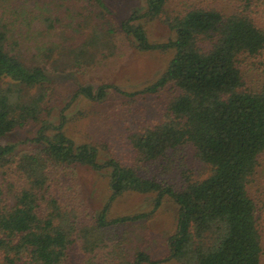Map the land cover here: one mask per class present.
Here are the masks:
<instances>
[{
    "label": "trees",
    "instance_id": "obj_1",
    "mask_svg": "<svg viewBox=\"0 0 264 264\" xmlns=\"http://www.w3.org/2000/svg\"><path fill=\"white\" fill-rule=\"evenodd\" d=\"M75 1L82 3L89 26L72 57L73 66L82 67L92 63L93 51L113 47L116 31L102 0ZM174 1L144 0L145 14L133 13L120 31L142 51L173 53L156 82L123 94H156L169 83L181 91L161 122L130 138L145 164L182 146L194 148L209 175L180 189L116 159L101 162L97 147L65 134L64 114L58 125L50 122L49 98L58 95L52 76L14 52L12 27L0 20V137L30 123L39 127L31 147H0V264H153L143 250L131 254L120 229L150 219L167 197L179 214L164 262L264 264V203L251 195L264 158V83L252 86L242 69L254 59L253 67L264 74V0H184L177 8ZM142 18L160 20L175 39L150 43L143 26L135 24ZM108 88L122 93L112 85L84 86L74 98L100 102ZM81 166L110 179V199L95 218L79 216L57 190ZM128 193L155 196L152 212L111 217V203ZM74 251L82 253L79 263L71 260Z\"/></svg>",
    "mask_w": 264,
    "mask_h": 264
},
{
    "label": "rangeland",
    "instance_id": "obj_2",
    "mask_svg": "<svg viewBox=\"0 0 264 264\" xmlns=\"http://www.w3.org/2000/svg\"><path fill=\"white\" fill-rule=\"evenodd\" d=\"M102 1L107 8L106 16L116 31L113 47L101 46L100 51H93V58H88L93 59L91 64L74 67L73 52L83 45L89 30L82 3L75 0H0V20L12 27L10 44L14 52L29 65L44 66L52 76V88L59 96L50 90L54 96L49 98L52 109L49 121L58 125L59 117L64 114L65 134L77 144L97 147L101 162L116 159L122 165L135 167L139 174L174 185L176 189L188 181L202 180L209 175V169L196 158L191 145L172 150L166 158L152 164H145L136 156L130 138L145 127L161 122L167 107L181 91L174 83H169L156 94L131 98L123 92L135 93L156 82L166 72L173 53L142 51L136 40H130L120 31L121 24L133 13L145 14L144 0ZM183 2L175 0V8ZM135 24L143 26L152 44H165L175 39V34L160 20L142 18ZM254 62V59L245 60L242 69L252 86H260L264 83L263 69L253 67ZM104 85H112L122 93L108 88L106 98L100 102L74 98L81 87L97 89ZM38 130L34 123L23 126L7 137H0V147H15L17 151L27 149L32 146L29 140L35 138ZM258 171L251 195L261 204L264 203V158ZM59 189L63 203L81 217H97L111 196L109 177L85 166L77 167L74 177H65ZM154 203L153 195L128 193L111 203L110 216L150 213ZM178 214L179 207L167 197L150 219L132 228L121 227L120 233L127 234L131 254L143 250L153 264H179L174 259L164 262L170 256L169 240L176 234ZM261 217L264 248V213ZM81 258L80 251L72 253L73 262L79 263Z\"/></svg>",
    "mask_w": 264,
    "mask_h": 264
}]
</instances>
